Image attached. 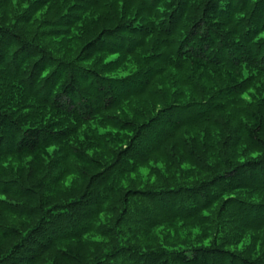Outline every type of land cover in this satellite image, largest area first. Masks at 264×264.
Here are the masks:
<instances>
[{"label":"trees","instance_id":"trees-1","mask_svg":"<svg viewBox=\"0 0 264 264\" xmlns=\"http://www.w3.org/2000/svg\"><path fill=\"white\" fill-rule=\"evenodd\" d=\"M0 264H264V0H0Z\"/></svg>","mask_w":264,"mask_h":264}]
</instances>
